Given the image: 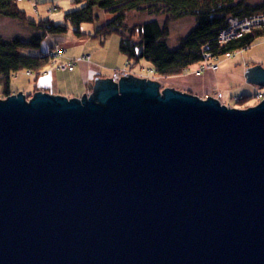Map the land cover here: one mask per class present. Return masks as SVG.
<instances>
[{
    "label": "water",
    "instance_id": "95a60500",
    "mask_svg": "<svg viewBox=\"0 0 264 264\" xmlns=\"http://www.w3.org/2000/svg\"><path fill=\"white\" fill-rule=\"evenodd\" d=\"M125 75L0 98V264H264V99Z\"/></svg>",
    "mask_w": 264,
    "mask_h": 264
},
{
    "label": "rangeland",
    "instance_id": "374dc122",
    "mask_svg": "<svg viewBox=\"0 0 264 264\" xmlns=\"http://www.w3.org/2000/svg\"><path fill=\"white\" fill-rule=\"evenodd\" d=\"M73 1L19 0L18 5L21 10L26 12L28 19L38 23L41 20H54L62 17L65 12L75 9ZM236 2H242L244 7L248 9L245 13L250 14L229 17L226 26L216 36V41L220 46L241 39L256 30L250 27L249 31L244 32L241 37H234L226 43H219L217 39L229 23H232L233 32H235L236 26L240 22L248 21L247 19H252L264 12V0H236ZM98 14L100 16L98 22L82 24L81 32L86 33V35L80 37L83 39H80L72 30H69L65 34L47 36L41 43V49H23L22 51L25 55L42 53V56L50 58V64L40 72L42 73L40 76L35 75L32 71L34 75H31L26 70H21L13 75L10 82L12 94L24 91L28 96L32 97L34 93L44 91L68 98H79L85 93L87 95L92 93L97 77L112 79L114 70L127 67V74H133L142 79L159 81L162 84V89L164 87H173L180 91L190 92L206 98L211 95L214 88H217L223 94V99L226 102L224 103L231 107L246 109L258 104L255 96L258 92L264 91V88L249 83L245 74L247 68H252L256 65L264 67V35L257 38L250 47H244L222 56L213 57L212 62L219 66L216 72L211 69H205L201 75H196L194 72L199 69V65L193 67L192 71L185 75L163 78L155 74L152 64L147 60H141L135 67L131 66L126 56L120 51L121 37L118 33L95 36L96 31L113 18V15L103 11H98ZM165 18V15L149 14L146 10L131 11L127 14L126 23L129 26H133L149 21H157L160 25H163ZM63 20L64 17L58 21ZM195 25L196 19L191 16L170 21L169 47L171 49L177 48L179 41ZM37 32L36 28L26 23L0 16L1 38L8 40L15 37L29 39ZM239 32L241 34L243 30H239ZM61 49L62 54L57 56V53L60 54ZM227 54H231V56L228 57ZM84 55H90L91 59L77 62L72 72L56 68L58 63L75 61ZM2 91L3 87L0 85V92ZM244 94L251 97L245 103H242V101V104L238 103L237 97H241ZM0 97L3 96L0 95Z\"/></svg>",
    "mask_w": 264,
    "mask_h": 264
},
{
    "label": "trees",
    "instance_id": "16d2710c",
    "mask_svg": "<svg viewBox=\"0 0 264 264\" xmlns=\"http://www.w3.org/2000/svg\"><path fill=\"white\" fill-rule=\"evenodd\" d=\"M18 1L0 0V16L26 23L38 32L29 39L15 37L8 40L0 37V85L3 87L0 95L3 97L12 94L10 82L13 75L21 70L39 74L50 64V58L42 56V53L25 55L23 49H41V43L47 36L65 34L69 30L79 38L83 37L86 33L81 32L82 24L98 22V11L113 15V18L103 24L95 36L118 33L121 37L120 51L130 65L135 67L141 60H147L152 64L155 74L163 78L180 76L188 69L199 66L206 45L212 56L218 57L250 47L257 38L264 35V28L256 29L224 46L217 43L216 36L226 26L229 17L250 14L245 13L247 7L236 0H74L76 8L67 11L63 21L48 19L38 23L28 19ZM141 10L149 14L165 15L163 25L157 21L127 25V14ZM188 16L196 19V25L179 41L177 48L171 49L168 45L169 22ZM249 97L244 94L237 97V102L245 103Z\"/></svg>",
    "mask_w": 264,
    "mask_h": 264
},
{
    "label": "built area",
    "instance_id": "2783aa9c",
    "mask_svg": "<svg viewBox=\"0 0 264 264\" xmlns=\"http://www.w3.org/2000/svg\"><path fill=\"white\" fill-rule=\"evenodd\" d=\"M248 21H242L236 26V31L233 32V26L232 23L229 25L220 33L218 37V42L219 43H226L230 41L234 37H241L242 34L246 31H249V28L252 27L254 29H262L264 28V12L260 15H257L256 17L252 19H247ZM239 30H243V32L240 34ZM59 50V49H58ZM59 52V51H58ZM62 54V49L60 51V54L57 53L58 55ZM228 57L231 56V54H227ZM91 59L90 55H84L82 57L77 58L75 61L67 62V63H58L56 68L64 71H69L72 72L75 68V64L79 61H89ZM213 56L209 52V46L206 45L203 49V62H201L199 69H197L194 73L196 75H201L202 71L207 69H211L213 71H218V65L212 62ZM127 68V67H126ZM116 69L114 70V73L112 75V79L115 78L117 81L121 79V77L126 76L127 74V69ZM212 93L214 97L219 100L221 104H225L223 102V94L220 92L217 88H214L212 90ZM264 98V93H259L257 94V97H255L256 101H261V99Z\"/></svg>",
    "mask_w": 264,
    "mask_h": 264
},
{
    "label": "bare ground",
    "instance_id": "6f19581e",
    "mask_svg": "<svg viewBox=\"0 0 264 264\" xmlns=\"http://www.w3.org/2000/svg\"><path fill=\"white\" fill-rule=\"evenodd\" d=\"M202 62H203V60H202ZM205 69H207V68H205ZM189 71H192L191 70V68L190 69H188L187 71H186V73L185 74H187ZM29 74H31V75H34V73H32L31 71H29ZM42 73H39V74H37V73H35V75H37V76H40ZM185 74H182V75H185ZM36 78H38V77H36ZM264 88V87H263ZM22 92H24V91H22ZM18 93V92H17ZM25 93V92H24ZM259 93H264V91H262V92H258L257 94H259ZM257 94H256V97H257ZM208 97H213L214 99H216L215 97H214V95H213V93L211 92V95H209V96H207V98ZM3 98H6V97H3ZM31 97L30 96H28V99H30ZM238 99V98H237ZM264 99V98H263ZM263 99H261V100H263ZM217 100V99H216ZM219 101V100H218ZM223 102H225L224 101V99H223ZM260 101H258V103H259ZM226 103V102H225ZM225 105H227V104H225ZM229 107H231L230 105H228ZM252 106H254V105H252ZM251 106V107H252Z\"/></svg>",
    "mask_w": 264,
    "mask_h": 264
},
{
    "label": "crops",
    "instance_id": "0c3cea01",
    "mask_svg": "<svg viewBox=\"0 0 264 264\" xmlns=\"http://www.w3.org/2000/svg\"><path fill=\"white\" fill-rule=\"evenodd\" d=\"M65 13H66V12H65ZM63 17H64V14H62V17H58V18H56V19H54V20L58 21V20H61ZM53 18H54V17H53ZM80 39H83V38H80Z\"/></svg>",
    "mask_w": 264,
    "mask_h": 264
}]
</instances>
